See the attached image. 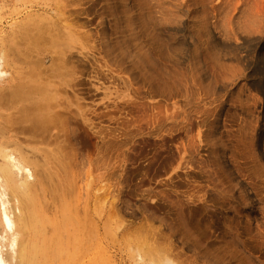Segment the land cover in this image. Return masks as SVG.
<instances>
[{
	"label": "rangeland",
	"instance_id": "obj_1",
	"mask_svg": "<svg viewBox=\"0 0 264 264\" xmlns=\"http://www.w3.org/2000/svg\"><path fill=\"white\" fill-rule=\"evenodd\" d=\"M0 61V179L71 208L51 264H264V0H0Z\"/></svg>",
	"mask_w": 264,
	"mask_h": 264
},
{
	"label": "bare ground",
	"instance_id": "obj_2",
	"mask_svg": "<svg viewBox=\"0 0 264 264\" xmlns=\"http://www.w3.org/2000/svg\"><path fill=\"white\" fill-rule=\"evenodd\" d=\"M75 31L78 35L80 36L83 35L82 33L79 34L77 30ZM66 39H68L71 42L66 41L64 47V53H66L67 51H72L73 49L77 48L75 44L76 43L75 40L77 38L72 39L70 36H68ZM54 43L57 44L60 42L54 41ZM64 53L63 52L56 53V54H60L58 55L60 56L58 58V61L60 62L62 61L61 54ZM56 59L57 57H53L54 68L52 71V75L49 76V79L47 78L46 83L39 84L38 79H40V77L32 76L28 79H21L14 87L16 94H20V96L23 95V99H25L26 101H33L35 94H41L42 99L40 101L47 102L46 104H44L42 107L39 108L40 116L39 119L35 121L36 124L34 125L36 126V129H38L37 127L46 128L49 124L60 123L57 122V119L59 118L58 111H56L55 114H53L52 111L50 110L51 97L49 96V89H50L49 87L54 89V85L52 81L55 78L54 76L58 75L57 77L62 78L67 75L60 73L58 74V72H60V70L62 69L63 65L59 63ZM2 64L3 61H0V67H2ZM0 72L1 74H3V71ZM57 106L59 105L57 104ZM33 120L34 119H32V121ZM7 142L8 141L6 140L0 139V147H3ZM46 153L49 156L53 154L52 152L49 153L48 151H46ZM9 159L14 161L15 158L13 159V156H9ZM26 170L30 172V169L27 168ZM33 185L34 184H30L26 180L22 181L21 183H16L15 179L10 175V173H7V179L5 180L0 179V264H51V260H52L51 255L56 254L60 250H63L62 246H64V242L62 240V236L67 231L65 222L72 220L71 208H69L67 204H64L65 210L64 209L63 210L65 211V215L64 218H61L59 221L53 220L51 222H48L47 219L44 220L45 211L41 207L42 206L41 204L39 206L38 201L40 197H38V195L34 193L35 189ZM11 196H20L23 203V207L13 205L11 202ZM16 210L19 212L18 216L16 214ZM36 220L39 221L38 226L42 227V232L44 231L42 234L43 236L45 235L44 240L33 242L30 239H27L18 248L21 234L22 233L24 234V232L29 230L31 223ZM47 222L53 228L50 233L46 231L47 227L45 228ZM109 225L111 224L109 223ZM80 247L82 248V246ZM130 250H132V248ZM155 254H157V252ZM171 254L172 253H170V255ZM137 259H139V257ZM161 259H163V257Z\"/></svg>",
	"mask_w": 264,
	"mask_h": 264
}]
</instances>
